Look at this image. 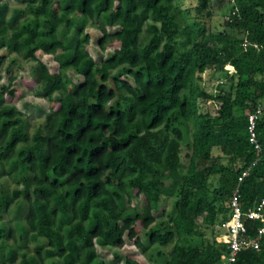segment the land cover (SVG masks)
<instances>
[{
    "label": "trees",
    "instance_id": "obj_1",
    "mask_svg": "<svg viewBox=\"0 0 264 264\" xmlns=\"http://www.w3.org/2000/svg\"><path fill=\"white\" fill-rule=\"evenodd\" d=\"M10 1L0 0V179L18 187L0 194V220L14 217L0 224V264H105L127 243L152 264L222 263L218 226L243 171L242 210L264 200V110L255 143L248 131L264 107V0H226L218 31L206 24L212 0H197L194 16L180 0ZM92 26L111 51L99 63L86 49ZM208 70L227 75L226 93L199 85ZM20 88L41 92L47 117L32 125L15 107ZM245 226L259 249L234 264H264L261 224Z\"/></svg>",
    "mask_w": 264,
    "mask_h": 264
},
{
    "label": "rangeland",
    "instance_id": "obj_2",
    "mask_svg": "<svg viewBox=\"0 0 264 264\" xmlns=\"http://www.w3.org/2000/svg\"><path fill=\"white\" fill-rule=\"evenodd\" d=\"M10 2H11V5L16 6L15 0H11ZM180 3L183 9L191 8V15L192 16L195 15L197 0H180ZM227 3L228 2H226V0H212L210 5H211L212 12H213V16L210 19L206 20V24L210 31H218L224 27L225 25L224 21L226 20L228 13L230 11V8H229L230 6L227 5ZM98 23H99V20L97 19L93 25H98ZM107 31L108 33H113L114 31H116V29L107 27ZM85 33H88L90 36V42L86 49L96 63H99L102 59H105L106 57H108V55H110L111 53L110 50H107L105 53H101L98 48L97 43H98L99 38L101 37V33L96 29V26L88 27L85 30ZM3 54H4L3 51L0 50V56H2ZM13 57H14V54H13ZM40 57L42 61L47 65H50L53 62L52 56L43 55ZM9 61L10 59L7 58L5 61V64L2 67V70H4L9 65ZM225 71H227L226 68H225ZM14 74H17L16 68H14ZM68 76L72 78V80H74L76 83L79 82L78 77L75 76L73 72H68ZM226 76L223 72L208 70L201 76V81H199V85L202 88L204 87V89L208 93H212L215 95L221 92L226 93L229 89V81ZM18 87H20L19 83L15 81L13 83V88H18ZM20 89L22 91V95L14 104H15V107L19 111L24 113V115H26L30 119L31 124L34 125L36 121H39L40 119L47 117L48 101L41 96V92L38 90H34L31 92L23 88H20ZM203 109L205 111L210 112L212 115H215V112H216L215 107L212 108L211 106L207 104L206 106L203 107ZM183 129H184V134L187 135L193 131V126L192 124H187L183 126ZM188 141H186L185 144ZM182 152L183 153H182L181 167L183 170H186L187 165H188V160L187 158L184 157V155L188 153L187 148L183 147ZM218 154H219L218 150L213 151V155H218ZM223 163H226L225 159H223ZM213 181L216 184L217 179L215 180L213 179ZM16 187L18 186L15 183H13L10 179H8V177H2L0 179V194H1L2 189H4L5 191L6 190L11 191L15 189ZM20 188L21 186H19V189ZM134 203H135V200H134ZM169 205L170 203H168L167 207H170ZM11 209H13V207ZM162 210L163 209H161V211ZM159 214L160 212L155 213L156 217H159ZM9 221H12V222L14 221L13 213L11 210L8 215L2 216L0 220V224H5L7 226ZM199 223H200V219H199ZM220 234L213 235L210 230L206 229L204 237L208 240H211L213 239V236H215L216 241L220 243L221 240L223 239L222 234L221 235ZM143 240L145 239L143 238ZM8 242L12 243L13 240H8ZM192 242L199 243L198 240L196 241L195 239H193ZM127 244L128 245L124 246L120 250H115V249L112 250L114 252L116 251L117 253H119L120 255L119 260H112V257L109 255L110 253H108L106 258L104 259V263L105 264H125L124 262L125 257H128L136 261L139 264H152L153 263L151 262V260H149V258H147L146 255L143 256L142 254H140V252L137 249H135L132 245H130V243H127ZM29 246H30V249H32L34 244H29ZM168 249H170V247Z\"/></svg>",
    "mask_w": 264,
    "mask_h": 264
},
{
    "label": "built area",
    "instance_id": "obj_3",
    "mask_svg": "<svg viewBox=\"0 0 264 264\" xmlns=\"http://www.w3.org/2000/svg\"><path fill=\"white\" fill-rule=\"evenodd\" d=\"M250 44L244 42L242 44L243 49H246ZM254 48H257L253 44ZM228 72H232L233 69L229 66L225 67ZM264 107L258 106L255 110V113L251 114L248 117L249 127L248 131L250 133V141L255 143V134H254V124L258 116L263 112ZM258 148V146H256ZM249 174L248 170L242 172L238 177V183L234 190L231 193L229 204H230V216L227 222L218 226L222 229L225 234V241L227 243V253L221 256L222 263L220 264H234L236 255L239 251L245 249L258 250L259 244L257 241H250L245 238L246 226L245 220L258 221L261 226L258 228L257 234L258 237L264 235V200L255 209H248L246 212L242 210L241 207V194H240V183L246 178Z\"/></svg>",
    "mask_w": 264,
    "mask_h": 264
}]
</instances>
